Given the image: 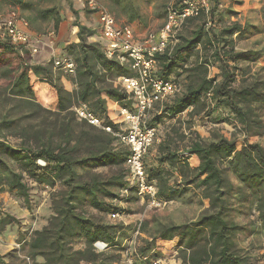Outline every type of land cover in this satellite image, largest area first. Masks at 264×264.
I'll return each mask as SVG.
<instances>
[{
	"label": "trees",
	"instance_id": "1",
	"mask_svg": "<svg viewBox=\"0 0 264 264\" xmlns=\"http://www.w3.org/2000/svg\"><path fill=\"white\" fill-rule=\"evenodd\" d=\"M124 1L109 0L111 11H125L128 23L142 19L139 9L129 3L124 6ZM171 1L143 0L162 21ZM229 1L226 16L222 0H210L209 14L187 19L173 49L156 55L158 78L182 74L185 78L182 86L172 79L181 92L161 105L148 126L156 127L163 118L174 119L185 111L188 117L219 111L215 123L229 121L246 139L264 136V73L248 76L246 68L238 66L256 62L262 52L234 49L238 41L264 34V0L259 3L260 26L231 21L237 16L232 7L241 2ZM5 2L21 12L32 11L33 19H26L31 23L50 19L57 27L60 22L55 9L37 11L24 0ZM73 27L78 42L64 47L62 53L75 64L74 91L70 78L54 71L51 60L33 63L28 48L0 38V195L14 194L34 218L41 202L39 191H50L46 224L25 234L18 250L0 255V264H125L129 241L137 264L171 257L176 264L260 263L264 256L256 252L261 246L254 244L264 239V145L259 143L246 141L236 149L234 138L213 134L208 141L197 136L179 150L167 135L156 146L155 163H147L150 149L143 161L147 180L157 188V199L168 204L195 191L198 203L207 207L195 220L181 225L143 217L138 234L148 238L141 239L143 246L138 249L133 235L139 222L106 221L111 214L127 215L128 204L140 203L136 189L127 185L124 164L129 152L111 134L78 121L72 109L86 104L113 132L118 131L115 112L130 108L132 101L116 79L131 73L108 60L102 45L90 41L95 36L92 30L77 22ZM190 56L194 62L186 66ZM211 68L217 72L209 77ZM40 93L46 108L37 102ZM37 160L45 166L39 167ZM154 210L158 209L149 212ZM251 212L254 221L237 222ZM15 223L0 208V235ZM241 238L250 239L246 247ZM96 242L106 250L96 252Z\"/></svg>",
	"mask_w": 264,
	"mask_h": 264
},
{
	"label": "built area",
	"instance_id": "2",
	"mask_svg": "<svg viewBox=\"0 0 264 264\" xmlns=\"http://www.w3.org/2000/svg\"><path fill=\"white\" fill-rule=\"evenodd\" d=\"M6 0H0L5 2ZM83 9L95 14L98 21L100 36L104 39L102 51L108 60L125 66L131 76H122L116 79L117 85L132 101L131 107H123L115 112L114 121L118 131L113 132L105 119L93 114L86 104H78L72 111L78 121L85 122L98 130L114 136L118 142L128 149L125 168L129 176L127 185L134 187L140 197V203L145 210L161 209L167 204L156 197L157 188L147 180L144 169V157L156 140L157 128L148 126V114L156 106H161L169 99L178 95L181 88L172 79L157 77V54L169 49L171 51L177 43V36L183 23L187 19L207 16L211 9L210 0H172L167 8L162 25L155 32H150L142 41H137L128 25L117 24L107 8L96 0H80ZM56 37L54 30L46 34H31L29 23L17 10L9 9L4 16H0V38L6 39L11 45L25 47L30 50L31 56L38 53L40 45L46 39L47 45L52 47ZM54 71L61 72L70 78V89L76 90L75 64L66 55L51 57ZM39 167H44L42 160H37ZM48 190V189H47ZM127 194V190L121 192ZM119 214H111L110 220L119 219ZM141 220L137 224L138 234ZM21 244H16L19 249ZM133 243L129 241L124 252L125 264H137L134 260ZM96 252H104L106 246L101 242L93 244ZM144 261L145 259H141ZM26 261L29 262L28 259ZM164 259H152L148 264H166Z\"/></svg>",
	"mask_w": 264,
	"mask_h": 264
},
{
	"label": "rangeland",
	"instance_id": "3",
	"mask_svg": "<svg viewBox=\"0 0 264 264\" xmlns=\"http://www.w3.org/2000/svg\"><path fill=\"white\" fill-rule=\"evenodd\" d=\"M26 2L32 3L35 10H45V9H55L56 12L59 13V24L57 27H54L52 20H33V22H29V25L37 32V34H46L49 30H54L56 35L59 30V25L65 24L64 26V33L68 34L71 27H73V24L75 22L80 24V21L78 20L77 12L79 11V2L77 0H24ZM241 2L242 0H237ZM261 0H246L247 4L245 2H241V9H238V11H235L237 13V16L233 17L231 21H236L241 25H244L245 23H249L254 26H260L261 24V13L259 10V3ZM254 2V3H253ZM132 4L135 8L139 9V13L141 15L142 23H146L150 21L151 24L162 21L154 16V7L153 6H146L143 0H126L124 1V6H128ZM223 4V15H226L227 7L225 6V3L222 0ZM11 9L8 3L6 2H0V16H4L6 12ZM17 9V8H15ZM127 9V8H125ZM124 9V10H125ZM26 19H33L34 13L32 11H25L21 12L19 9H17ZM225 10V11H224ZM233 10V9H232ZM234 11V10H233ZM125 11L118 10L116 15L119 16H125ZM226 13V14H225ZM227 16V15H226ZM71 18V20H69ZM158 27L156 26V29ZM72 44L68 42L66 45H61L60 51H63V48L67 45ZM235 51H247V50H254V51H260L262 52V57L258 59L256 62L251 64H239V68H246V70L249 72L248 76H251L254 73H264L261 69L264 68V34H254L248 39L240 40L238 41L234 46ZM51 60V59H49ZM48 60V61H49ZM194 62V57L190 56L186 59L185 65L190 66ZM215 68H211L209 70V77H212L216 73ZM184 75H180L178 78L175 77V75H172L169 77V79L176 80L179 82V84H183L184 82ZM239 79V78H238ZM182 86V85H181ZM180 86V87H181ZM45 96L43 93H40L37 97V102L40 104L43 108L47 107V101L44 100ZM161 106H156L151 112L148 114L147 123H150L152 118L155 116L156 113H159ZM212 108L211 106L209 109ZM187 112H183L181 115L176 116L174 119H168L163 118L162 122L158 125H156L157 133H156V140L154 144L151 146L148 157H147V163H155L154 162V156L156 152V146L157 144L163 140L167 135H169L175 142L176 146H178L179 150H182L185 146L189 144V141L191 139H195V137H199L201 140L208 141L212 138L213 134H219L227 139L234 138L235 139V146L236 149H240L245 142L248 143H259L260 145H264V136L263 137H250L245 138L243 133L239 131V128L233 127L229 121H225L222 123H215V118L220 115L221 113L219 111L212 112V115L206 117L205 112L199 114L198 116H192L188 117ZM223 116L225 115L222 114ZM176 179V177H174ZM41 202L39 206L36 208V214L34 215V218L28 217V214L25 210V207L21 200L16 198L14 194L10 193H3L0 195V208L2 211L8 215H10L12 218H14L17 223L13 224L10 227H7L4 232L0 235L2 237V241L4 242L6 238H11V236H14L15 244L12 246L13 249L18 250L15 245L21 244L22 240L25 237V234H27L26 229H22V218L28 217L30 221H37L35 216H41L42 218H45L48 215L47 209H48V202L50 191L48 190H41L39 191ZM199 201V193L192 191L190 193H187L184 195V197L181 200L174 201L168 203L164 208L154 210L149 212V210H145L144 206L141 205V203H133L128 204L127 208H129V213L127 215H124L120 217L119 219L110 220L106 218V221H109L111 223H118L121 222L124 225H130L134 224L136 222H139L143 217L147 218L148 220H153L156 222H160L162 224H175V225H181L190 221L195 220L202 211L207 207L206 203L203 205H200L198 203ZM255 214L253 212L249 213L248 216H239L237 218V222L239 223H247L248 221H254L255 220ZM40 218V217H38ZM21 222V223H20ZM22 227V228H21ZM4 234H6V237H3ZM148 235L146 234H138L134 236V244L135 249H138L143 246V243L141 242V239H147ZM257 241H254L255 245L261 246V249L257 251L256 253L259 256H264V239H256ZM241 244L242 246L246 247L247 244L250 242V239H243L241 238ZM78 246V245H77ZM20 248V247H19ZM12 249V250H13ZM162 252H167V248L162 249ZM164 250V251H163ZM22 253H20V258H22ZM166 264H176V261L173 257L169 258L165 261ZM258 264H264V258H262V261Z\"/></svg>",
	"mask_w": 264,
	"mask_h": 264
},
{
	"label": "crops",
	"instance_id": "4",
	"mask_svg": "<svg viewBox=\"0 0 264 264\" xmlns=\"http://www.w3.org/2000/svg\"><path fill=\"white\" fill-rule=\"evenodd\" d=\"M79 3V11L77 12L78 15V20L80 21V25L85 26L87 28H89L90 30H92L95 33V36L93 38L90 39V41H94L100 45H102V47L104 46L105 42L104 39L100 36L99 34V29H98V21H97V17L95 14H92L90 12H88L87 10L83 9L82 3L80 2V0H77ZM100 5L104 6L105 8H107L109 10V12L113 15V17L115 18L117 24L119 25H128L131 30L133 31L134 37L137 41H142L148 33L150 32H155L156 30H158L160 28V26L162 25L163 21H159L153 24L150 23V21L146 22V23H142V19H138L136 21H133L131 23L127 22V18L126 16H119L116 15L115 12L111 11L110 8V3L109 0H96ZM223 2L225 3L224 7H227L230 4L229 0H223ZM241 2H245V4H247L246 0H242ZM254 3V2H253ZM242 6V5H241ZM241 6H237L234 5L232 7V9L234 11H238V9H241ZM71 20V18L69 19ZM65 25V24H64ZM63 24L59 25V30L57 32L56 37L53 40V44L52 47L47 45V40L44 39L42 44L40 45V48L38 50V53L34 56L31 57V61L33 63L36 64H41L43 62L48 61L49 59H51V57L53 55H63V53L60 51V48L62 47L61 45H66L68 42L70 43H77L78 39L76 37V33H77V28L76 27H71L70 31L68 34L64 33V26ZM156 26L158 27L156 29ZM29 31L31 34H37V32H35V30L29 25ZM48 216V215H47ZM47 216L45 218H42L41 216H35V218L38 220V222L36 221H30L28 219V217H23L22 218V229H26L27 231V236L28 234H30V232L32 230H36V229H40L42 226H44L46 224V219ZM40 217V218H38ZM21 223V222H20ZM3 237H6V234H4ZM14 236H11V238H6V240L3 242L2 237L0 236V255H4L5 253L11 251L13 248L12 246L15 244V240Z\"/></svg>",
	"mask_w": 264,
	"mask_h": 264
}]
</instances>
